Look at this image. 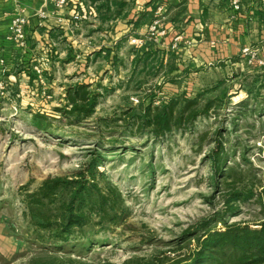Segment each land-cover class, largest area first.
Listing matches in <instances>:
<instances>
[{"label":"rangeland","instance_id":"374dc122","mask_svg":"<svg viewBox=\"0 0 264 264\" xmlns=\"http://www.w3.org/2000/svg\"><path fill=\"white\" fill-rule=\"evenodd\" d=\"M117 1L126 5L81 0L70 14L72 34L45 32L23 46L11 39L18 58H0V264L53 252L87 264L155 255L189 262L206 228L255 227L264 217L256 195L234 207L229 202L244 184L255 193L264 185V49L203 63L188 50L199 37H184V23L163 45L165 0L127 23L146 21L140 34L131 25L117 28L134 4ZM159 15L165 34L154 42L147 30ZM77 84L96 95L89 116L63 113ZM170 100H195L207 112L161 135L137 126L135 114ZM36 113L50 118L47 130L32 125ZM218 148L223 163L215 170L210 154ZM55 177L96 184L109 202L105 217L90 211L89 222L66 241H41L49 235L37 228L26 194ZM95 192L84 209L97 204ZM238 256L227 250L226 264H240Z\"/></svg>","mask_w":264,"mask_h":264},{"label":"trees","instance_id":"16d2710c","mask_svg":"<svg viewBox=\"0 0 264 264\" xmlns=\"http://www.w3.org/2000/svg\"><path fill=\"white\" fill-rule=\"evenodd\" d=\"M113 4L118 7L126 5L124 1L118 2L117 0H114ZM88 88L87 84H77L68 90L66 98L69 108L63 110L65 115L89 116L94 112L96 95L92 94ZM197 106L198 103L195 100H170L165 105L147 107L142 113L135 114L134 117L139 128H146L156 135H161L173 128L181 127L185 123L193 124L199 115L207 112L208 105H205L202 110H199ZM49 120L50 118L44 114L32 115V125L39 131L48 129ZM220 152L221 150L218 148L210 154L215 170L220 169L223 163ZM87 183L84 180L72 181L62 177L47 178L36 191L26 194L25 202L31 217L35 219L37 228L49 235L41 237V241H45V238L60 242L66 241L71 233L81 229L89 222L90 211L96 210L99 215L102 214V217H105L109 194L101 193L96 184L89 187ZM244 185L234 192L229 200L232 203L231 207H234L232 205L237 201L244 202L256 195L264 211V185L261 186L258 193L253 191L250 184ZM93 189H97V193H95L99 200L97 204L93 203L90 208L84 209L85 205H90L86 199L92 195ZM109 189L117 199H120V194L115 189ZM65 191H67V199L60 200L59 197ZM253 224L256 226L225 224L224 230L206 228L204 233L197 238L199 246L189 262L185 261L187 258L182 259L178 255H174V257L155 255L150 257L133 256L121 263L105 262L104 264H202V261L207 260H210V264H226L225 253L227 250L231 255L239 254L237 260L240 264H264V217ZM21 264L87 263L80 258L57 255L53 252L52 254L33 255Z\"/></svg>","mask_w":264,"mask_h":264},{"label":"crops","instance_id":"0c3cea01","mask_svg":"<svg viewBox=\"0 0 264 264\" xmlns=\"http://www.w3.org/2000/svg\"><path fill=\"white\" fill-rule=\"evenodd\" d=\"M69 1L72 3L68 6ZM133 1L130 12L127 10L122 13L124 24L120 23L117 28L128 25L133 27L132 24H137L141 13L146 10L151 12L154 8L155 0ZM165 1L169 32L164 39V46L172 42L179 24L184 23L181 27L184 37H199L188 50L195 55V59L203 63L241 55L245 48L258 46L264 49V5L258 0H243L239 8H234L230 0ZM78 5L81 7V0H68L65 8L55 11L50 0H0V58L7 55L13 60L18 58L17 45L9 37L11 20L21 9H24L28 18L25 29L29 42V39L45 38L47 32L52 34L60 31L65 36L72 34V28L75 27L69 18L79 8ZM40 11L46 14L45 18L37 14ZM111 13L112 8L105 15V20ZM58 18L63 22H58ZM129 21L133 23L127 24ZM109 27L113 29L114 24ZM134 27L136 33H143L146 21ZM182 41L179 42L180 45L183 44Z\"/></svg>","mask_w":264,"mask_h":264},{"label":"built area","instance_id":"2783aa9c","mask_svg":"<svg viewBox=\"0 0 264 264\" xmlns=\"http://www.w3.org/2000/svg\"><path fill=\"white\" fill-rule=\"evenodd\" d=\"M55 9L61 10L63 9L66 4H67V0H50ZM243 0H231V4L234 8H239L241 5V2ZM262 5H264V0H258ZM162 7H159L157 9L158 13H162ZM37 14L43 18L46 17V14L43 13L42 11L37 12ZM77 17V16H76ZM74 17V18H76ZM162 19L163 16L159 15L157 16L155 19H153V21L151 22L150 26L148 27L147 30V38L148 40L157 42L159 38H161L162 35L165 34V31L162 30ZM27 14L25 13L24 9H21L11 20L10 23V39L12 40H16L21 46H23L26 41H27V34H26V25H27ZM58 22H63V20L61 18L57 19ZM136 39L133 40V42H135ZM142 40H138V42H141ZM255 52L252 53V57L255 56ZM37 72L39 71L36 68Z\"/></svg>","mask_w":264,"mask_h":264}]
</instances>
